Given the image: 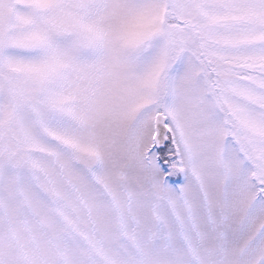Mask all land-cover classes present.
<instances>
[{
  "label": "snow or ice",
  "instance_id": "6c2138e0",
  "mask_svg": "<svg viewBox=\"0 0 264 264\" xmlns=\"http://www.w3.org/2000/svg\"><path fill=\"white\" fill-rule=\"evenodd\" d=\"M0 264H264V0H0Z\"/></svg>",
  "mask_w": 264,
  "mask_h": 264
}]
</instances>
